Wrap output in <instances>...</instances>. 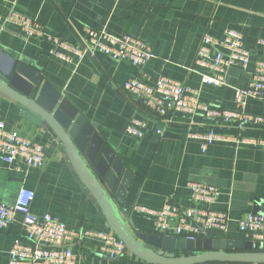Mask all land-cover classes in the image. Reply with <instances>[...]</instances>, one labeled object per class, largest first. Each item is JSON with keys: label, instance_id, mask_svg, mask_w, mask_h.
Wrapping results in <instances>:
<instances>
[{"label": "crops", "instance_id": "crops-1", "mask_svg": "<svg viewBox=\"0 0 264 264\" xmlns=\"http://www.w3.org/2000/svg\"><path fill=\"white\" fill-rule=\"evenodd\" d=\"M10 11L35 20L45 33L72 46L82 47L83 28L129 35L149 45L154 58L142 69L102 54L86 56L77 65L64 64L50 57L43 39H26L18 27L6 23ZM227 30L241 33L251 54L250 66L246 71L230 69L223 86L202 85L205 70L194 64L201 38L207 34L221 39ZM260 39H264V0H0V71L24 65L38 73L39 81L57 91L90 125L102 147H108L123 165L131 180L118 211L131 233L159 234L149 219L132 211L134 206L159 210L165 203H174L192 207L186 185L201 183L218 190L216 202L205 208L226 212L230 222L226 233L206 230L199 238L250 241L239 232L237 221L264 211V149L229 143L212 145L202 153L189 135L212 130L231 139L242 136L264 142V123L245 124L238 130L234 124L225 126L178 113L164 121L123 87L140 74L150 84L165 77L196 89L202 103L235 110L236 89L248 84L254 61L262 55L256 47ZM243 111L264 119V102L247 99ZM132 118L145 124L142 138L124 134ZM0 122L5 131L39 145L45 162L35 170L22 161L10 166L0 159V203L13 205L24 188L34 193L30 208L34 215L50 214L69 229L114 234L55 134L44 123L38 126L28 120L17 101L1 90ZM21 219L17 214L14 222L0 228V264H8L14 241L34 247L22 231ZM167 235L174 236L172 232ZM71 248L75 264H151L128 249L123 257L110 260L100 254V243L93 239L84 238ZM151 251L157 254L156 249ZM191 255L199 254L175 251L163 256Z\"/></svg>", "mask_w": 264, "mask_h": 264}, {"label": "built area", "instance_id": "built-area-1", "mask_svg": "<svg viewBox=\"0 0 264 264\" xmlns=\"http://www.w3.org/2000/svg\"><path fill=\"white\" fill-rule=\"evenodd\" d=\"M5 22L19 28L26 39H43L49 47L51 58L64 64L77 65L86 56L102 54L115 62L126 61L142 69L154 58L152 48L140 39L129 35L116 36L106 30L83 28L85 38H81L82 47L72 46L59 37L47 34L33 19L14 11L5 16ZM262 55L255 59L251 79L242 89H236L235 110L202 103L199 92L178 81L160 77L154 83L148 82L145 74H140L124 84V91L141 99L143 105L164 121L178 113L184 116H199L210 123L222 125L234 124L241 130L245 124H263L262 117L252 116L243 111L247 99L264 102V39L256 43ZM251 63V54L245 48L239 32L227 30L221 39L207 34L201 38L196 51L194 64L203 68L200 82L207 86H223L230 69L246 71ZM145 124L132 118L124 130L129 137L142 138ZM199 144L204 153L212 145L234 143L252 148L264 149V142L249 140L242 136L231 139L209 131L202 135H189ZM0 159L7 165L14 166L22 161L28 168L40 170L44 167V156L39 145L25 137L5 131L0 122ZM192 207L165 203L159 210L134 206L133 212L149 219L155 231L160 235L173 233L176 237L195 241L206 230L226 233L230 219L224 211H213L205 207L213 205L218 197V190L210 185L188 183ZM34 193L27 189L18 192L16 201L9 206L0 203V228L15 221L17 214L22 216L20 225L28 241L34 247L14 241L8 264H75L76 256L71 245L81 240L93 239L100 243V254L110 260L123 257L127 248L122 240L112 233L69 229L50 214L38 217L31 212ZM237 228L248 240L264 243V211L261 214L250 213L237 221ZM202 230V231H201Z\"/></svg>", "mask_w": 264, "mask_h": 264}, {"label": "water", "instance_id": "water-1", "mask_svg": "<svg viewBox=\"0 0 264 264\" xmlns=\"http://www.w3.org/2000/svg\"><path fill=\"white\" fill-rule=\"evenodd\" d=\"M38 76L24 65L13 66L7 71H0V90L17 101L28 120L38 126L44 123L51 129L77 176L99 205L109 228L133 255L151 264H264V243L260 242L201 238L191 241L169 235L131 233L118 211L129 188L131 175L123 170V165L108 147H102V140L92 134V128L85 119L77 115L57 91L47 83H41ZM130 226L134 229L132 222ZM153 249L157 250V254L151 251ZM175 251L196 252L199 255L180 258L163 256Z\"/></svg>", "mask_w": 264, "mask_h": 264}]
</instances>
